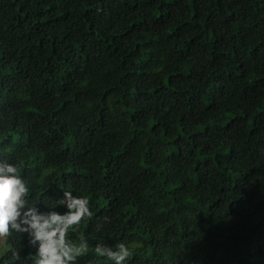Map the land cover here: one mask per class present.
<instances>
[{
    "label": "trees",
    "instance_id": "1",
    "mask_svg": "<svg viewBox=\"0 0 264 264\" xmlns=\"http://www.w3.org/2000/svg\"><path fill=\"white\" fill-rule=\"evenodd\" d=\"M5 157L89 200L77 264H264V0H0Z\"/></svg>",
    "mask_w": 264,
    "mask_h": 264
},
{
    "label": "clouds",
    "instance_id": "2",
    "mask_svg": "<svg viewBox=\"0 0 264 264\" xmlns=\"http://www.w3.org/2000/svg\"><path fill=\"white\" fill-rule=\"evenodd\" d=\"M22 167L19 160L9 162L6 157L0 158V242L12 243L11 247L6 246L10 264L28 261L15 247L16 236L26 239L28 247L34 249L30 252L31 264H77L88 243L83 238L79 244L73 243L69 232L92 215L89 200L62 190L58 199L64 211L34 203L35 190L30 196V185L20 175ZM93 252L103 258V264H126L131 256L130 248L123 242L117 243L115 250L98 242Z\"/></svg>",
    "mask_w": 264,
    "mask_h": 264
},
{
    "label": "rangeland",
    "instance_id": "3",
    "mask_svg": "<svg viewBox=\"0 0 264 264\" xmlns=\"http://www.w3.org/2000/svg\"><path fill=\"white\" fill-rule=\"evenodd\" d=\"M4 243H5V242H0V252L2 251L0 254H2V253H4V252L7 251V249H3V248H5V247H4Z\"/></svg>",
    "mask_w": 264,
    "mask_h": 264
}]
</instances>
